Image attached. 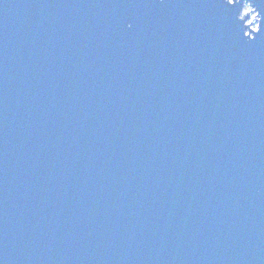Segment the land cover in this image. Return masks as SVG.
Returning a JSON list of instances; mask_svg holds the SVG:
<instances>
[{
	"label": "water",
	"instance_id": "obj_1",
	"mask_svg": "<svg viewBox=\"0 0 264 264\" xmlns=\"http://www.w3.org/2000/svg\"><path fill=\"white\" fill-rule=\"evenodd\" d=\"M0 264H264V0H0Z\"/></svg>",
	"mask_w": 264,
	"mask_h": 264
},
{
	"label": "built area",
	"instance_id": "obj_2",
	"mask_svg": "<svg viewBox=\"0 0 264 264\" xmlns=\"http://www.w3.org/2000/svg\"><path fill=\"white\" fill-rule=\"evenodd\" d=\"M229 1H232V0H229ZM234 1H238V0H234ZM249 12H250V4H249V2L244 1L243 2V15H242L241 19L245 21ZM256 17H257V13H255V8H252L251 12L249 14V20L246 22L247 25L253 26V28L255 27V30H253V28L250 27L252 32L257 31V27H258V21L257 20H259V17H257V20H255Z\"/></svg>",
	"mask_w": 264,
	"mask_h": 264
},
{
	"label": "rangeland",
	"instance_id": "obj_3",
	"mask_svg": "<svg viewBox=\"0 0 264 264\" xmlns=\"http://www.w3.org/2000/svg\"><path fill=\"white\" fill-rule=\"evenodd\" d=\"M250 23V22H249ZM251 28H253V26H250ZM253 30H255V27L253 28Z\"/></svg>",
	"mask_w": 264,
	"mask_h": 264
}]
</instances>
